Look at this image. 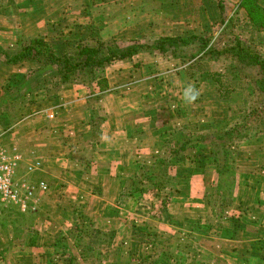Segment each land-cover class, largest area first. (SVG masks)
I'll return each instance as SVG.
<instances>
[{"label":"crops","instance_id":"obj_1","mask_svg":"<svg viewBox=\"0 0 264 264\" xmlns=\"http://www.w3.org/2000/svg\"><path fill=\"white\" fill-rule=\"evenodd\" d=\"M230 1L238 13L235 29L240 27L242 39L252 38L261 52L263 32L249 25L245 10L238 8L241 0ZM257 3L264 8V0ZM220 17L215 0H0V47L15 50L17 35L40 37L61 53L80 39L113 37L150 44L170 36L210 38ZM164 57L141 53L100 74L108 88L98 101L104 121L99 123L97 139L91 135L92 110L99 112L94 104L89 105L82 86H65L49 95L38 93L33 102L9 111L0 128V142L8 149L16 148L24 161L27 156L40 161L41 168L35 173L42 179L30 182H44L46 187L37 191L30 212H40L32 223L34 233L26 238L30 243L13 245L0 264H49L57 257L51 246L54 239L71 228L76 211L120 244L108 255L111 261L125 248L124 260L116 259L113 264H130L131 252L141 250L139 257L148 251V244L140 243L148 242L150 232L162 241V253L174 242L191 241L199 252L218 244L212 264H264V135L242 142L236 150L237 185L228 199L232 217L226 221L208 222L212 208L204 195L214 180V164L204 145L190 148L196 156L191 175L185 172L186 186L170 192L161 220L153 218L135 198L124 207L118 205L124 180L138 166L150 165L176 129L192 133L212 129L214 122L226 118L229 107H241L250 98L242 84L222 100L213 81H201L198 71L186 69L191 62L181 64ZM37 68L33 61L11 66L0 59L5 97L27 81L30 73L36 80L46 79L47 74H32ZM189 83L201 93L190 105L180 99L182 86ZM222 83L225 89L232 82L225 78ZM26 146L32 150H24ZM199 149L207 158L199 156ZM24 166L25 162L18 165L17 177ZM203 229L207 231L202 233ZM209 229L215 233L209 234Z\"/></svg>","mask_w":264,"mask_h":264},{"label":"trees","instance_id":"obj_2","mask_svg":"<svg viewBox=\"0 0 264 264\" xmlns=\"http://www.w3.org/2000/svg\"><path fill=\"white\" fill-rule=\"evenodd\" d=\"M215 1L222 16L220 24L226 27L230 21L225 22L223 18V2L222 0ZM257 2L258 0H241L238 8L245 10L249 25L264 34V8L259 6ZM210 42V38L194 35L189 37H162L150 44L135 40L124 44L113 37L103 40L80 39L70 50L59 55L40 37L17 35V48L9 51L0 47V59L11 66L33 61L37 63L38 68L32 74L51 73L53 75L54 78L43 80H36L35 76L33 77V85L30 84L26 87L28 90L26 94H30L31 99L41 92L49 95L55 94L65 86H82L87 91L90 106L93 105L92 103L98 102L101 95L108 88L107 81L101 78L100 74L114 63L132 60L141 53L150 54L152 57L167 55L172 60L180 61L181 64L191 62L186 69L198 71L201 81H213L221 91L220 98L222 100H226L233 92V90H227L228 87L223 89L222 79L226 78L229 82L247 80L246 82L252 90L253 101L244 112H239L240 123H235L229 127L228 125L224 127L215 126L212 129L197 133L178 128L163 142L158 156L153 159L150 165L142 164L138 166L124 180L118 205L124 207V204L130 198H135V201L146 209L153 218L161 220L170 203L169 191L171 185L168 181L172 178L171 173L189 147L204 145L210 149L214 164V181L205 191L204 198L212 208L213 213H215L222 208L223 202L234 195L237 185L235 153L238 146L249 138L264 134V105L261 106L262 108L251 107L252 103L255 100L257 103L260 95L264 94V79L249 80L248 77L236 70V63L238 65L244 63L247 64L246 66L259 67L264 76V55L246 45L242 46L241 41L238 39H235L234 46H230L231 41H228L229 46L221 51L213 48ZM197 45L200 52L198 55H194L192 47ZM225 54L230 55L232 60L222 72L202 69L201 63L217 61L220 56ZM17 92V89L12 90L13 95ZM248 114L256 116L257 120L254 124L256 131L254 132L252 128L244 123ZM92 117L94 122H92L91 135L92 139H97L101 133V124L99 125V123L103 122L104 118L98 119L97 113L93 110ZM262 124L263 128L261 129ZM149 199H153L155 202H149ZM215 199L219 200L220 203H212ZM1 213L3 217H6L7 214L15 215V218H20L24 224L25 221H29L27 227H24V224L21 227H13L10 225L11 223H0L1 229L4 226H7V228L11 226L13 232H15L8 239V245L0 246V261L4 262L12 241L25 237V232H30L28 233L29 236L34 231L31 223L33 219L25 217L14 207L7 206L5 210L0 211ZM216 214L219 218L221 211ZM75 218L67 233L56 237L51 245L62 264H75L78 258L86 263L87 251H90L89 256H92L93 253L91 252H94L92 241L97 243L104 241L102 233L94 227L93 223L81 211H76ZM12 221L15 222V219H12ZM94 234L95 236L99 235L101 239H95ZM191 254L190 256L197 255L193 252ZM184 256L167 250L162 253V261L160 262L162 264H172L171 262L174 261V264H183L185 261Z\"/></svg>","mask_w":264,"mask_h":264},{"label":"rangeland","instance_id":"obj_3","mask_svg":"<svg viewBox=\"0 0 264 264\" xmlns=\"http://www.w3.org/2000/svg\"><path fill=\"white\" fill-rule=\"evenodd\" d=\"M216 2V1H215ZM223 2V6H224V16L223 18H225L224 20H226V22L230 21V25L227 24L226 27H224L223 24H220V20L222 19V16L219 18V20L213 25V30H212V34L209 35L210 37V45L213 48L219 49L220 51L222 49H224L225 47L229 46V42L230 46H234V41L235 39H238L239 41H241L242 46L246 45L248 46L250 49L252 50H256L254 47V43L252 41V38H250L249 40H246V38L242 39V33H240V27L235 29L237 23H239L238 17L236 16L238 13L235 12V8H234V4L230 1V0H222ZM229 15H232L231 18H229L227 20L228 17H230ZM215 26V27H214ZM242 26V25H240ZM239 36V37H238ZM121 43H127V41H120ZM228 42V43H227ZM257 43V41L255 42ZM193 51L192 53L194 55H198L200 52V48L199 46H193ZM261 52L264 53V49L261 50V48L259 49ZM65 52V49L63 50ZM257 52H259L258 50H256ZM259 52V53H261ZM56 54H62L60 51L55 50ZM263 55V54H262ZM166 57H168L167 55H164ZM164 56H158V58H162ZM215 57V56H214ZM165 58V57H164ZM232 60V58L230 57V55H223L220 56L218 58L217 61L214 62H208V63H201L200 65L203 66L202 69H205L207 71H219L222 72L223 70H225V68L228 66V63ZM115 64V63H114ZM240 64V63H239ZM247 64L241 63L240 65H238L236 63V70L239 71V73L244 74V76L248 77L249 80H261L264 79L263 73L261 72L259 67H250V66H246ZM54 78L53 75L47 74L46 79H51ZM33 76L31 75V73L28 75V77L26 78L27 81L23 82L22 84H19L16 89L18 90H24V91H28L27 90V86H29L30 84L33 85ZM247 81V80H246ZM245 80L243 81H234L231 83L230 88L228 87V90H233V88L236 87H240V85L242 86V84H245V86L247 87V89H249L250 91V98L249 101L241 106V107H229L227 110V114H226V118L223 119V121L220 122H214V125H212L213 127L215 126H222L224 127L225 125L229 126H233L235 123H240L239 118H238V114L240 111H245L248 106L251 104V101H253V95H252V90L250 85L248 84V82H246ZM7 85H9L7 83ZM6 88H4L3 85H0V97L2 96L3 98H0V128L2 127L4 121L7 118V115H9V111L11 112V110L16 109L20 106H24L27 105L31 102H33V98L31 99V95L30 94H22L23 92H20V94L17 92V94H14L13 96L11 94H8V97H5L7 94L5 93ZM94 104V107L96 109H98V112L100 111V102H95L92 103ZM262 105H264V94L260 95V98L258 99L257 103L256 100L254 101V103H252L251 107H261ZM10 106H12V108H10ZM94 108V109H95ZM262 108V107H261ZM96 111V110H95ZM250 111V108H249ZM242 112V114H243ZM102 117V112L97 113V118L100 119ZM256 116L252 115V114H248L246 120L244 121L245 125H248L249 128H252L253 132L256 131V128H254V124L256 123ZM242 123V122H241ZM236 127V126H235ZM263 128V124L261 125V129ZM187 131V130H186ZM264 135V134H263ZM253 138V137H252ZM251 139V138H249ZM248 139V140H249ZM246 142V141H244ZM195 146V145H194ZM26 148V149H25ZM191 147H189L184 155L182 156V158L180 159V163L176 164L175 168L177 169L176 174L174 171H172V178L168 181L169 184L171 185L170 187V192H174V190H177L181 187L186 186L185 181L187 180L186 178V174L187 175H191V173H189V170L192 167V163L195 162V153L194 150H190ZM24 150H29L31 151L32 149L28 148L27 146L24 147ZM199 156L204 158H207V156L204 154L202 149H199ZM211 155V152H210ZM212 158V156H210ZM185 160V161H184ZM26 166H24L25 168ZM174 170V169H173ZM183 170V171H182ZM25 169L18 170V177H22L25 175ZM179 172V173H178ZM35 173V172H34ZM28 180H30L31 182H36L38 180L42 179V176L40 173H35L34 175H29L27 177ZM214 181V180H213ZM212 181V183H213ZM211 183V184H212ZM205 196V195H204ZM155 200L153 199H149V202H152ZM218 202L220 203L219 200L215 199L212 203H216L218 204ZM230 200H226L225 202H223L222 208L219 209V212L216 211L215 213H213V211L211 210V215L209 216V223L211 224L212 221H226L228 220L230 217H232V211L231 210V205H230ZM6 206H0V211L2 212L3 210H5ZM220 207V205H219ZM221 214L218 217V215L216 213H220ZM6 212V211H4ZM25 215V217H29L32 218L33 220L36 219L38 216H40V212L38 213H26L23 214ZM223 216L221 219L220 217ZM2 219V220H1ZM15 219V222L11 220ZM3 222L7 223H11L10 225L13 227H21L22 224H24L23 221L20 220V218H15V215L12 214H7L6 217H3L2 213L0 214V223L2 224ZM29 221H25L24 227L28 224ZM34 221H31V223H33ZM192 223V222H191ZM208 223V225H210ZM11 226H9L7 228V226L0 227V246L3 245L6 241V245H8V239H10L13 234L15 232H13V229L11 228ZM27 227V226H26ZM22 230V228H21ZM207 231V229H203L202 233H205ZM26 234H24L25 237L18 238L15 241H12V243L9 245V248H11L13 245H17V244H24L25 246L27 244H29L30 242H28L26 240V238L28 239V233L30 232H25ZM209 234H214L215 232H212V229H209L208 231ZM150 237L147 238L148 242L145 240H142L140 244H148L147 246L149 247L148 251L143 252L142 254H139L138 257V252L141 251L138 249V252L136 250H134L135 252H131V259L133 262H136L134 264H162V241H159L158 238L155 237V235L153 237H151V232L149 233ZM103 235V239L104 241L100 242H94L92 241V245L94 246V252L92 256L90 255V251H87L86 255H87V261L86 263H84L83 261H81L79 258L77 259L75 264H109V262L111 264H113L116 259L120 260H124L125 256L124 254H126V250L124 249H120L118 252V258H113V261H111L110 258H108V255H110L116 248L118 244L116 241H114L113 236H111L110 234L106 235L104 233H102ZM110 235V236H109ZM16 236V235H15ZM95 236V234H94ZM95 239H101L99 235L95 236ZM26 240V241H25ZM70 241V240H69ZM150 242V243H149ZM153 243V245L151 246L150 244ZM174 242L171 249H169V251H172L173 253H178V254H183L185 261L183 262V264H212L211 262L214 261L215 258V250L218 248V244H213V249L209 250L206 248V251L204 252H199L198 250H196V248H194L193 243L191 241H186V242ZM100 244V245H99ZM176 245V249H174ZM196 247V246H195ZM142 249V248H141ZM164 252V251H163ZM195 253L197 255L195 256H190L191 253ZM130 253V252H128ZM7 254V253H6ZM189 254V255H188ZM135 255V257H133ZM192 255V254H191ZM146 257V259H144ZM149 258V259H148ZM131 259L129 260V263L131 261ZM130 263V264H133ZM156 262V263H155ZM62 262H60V259L58 257H53L50 260V264H60ZM172 264H174V261L171 262ZM214 263V262H213ZM119 264H122L121 262H119ZM178 264V263H177Z\"/></svg>","mask_w":264,"mask_h":264},{"label":"built area","instance_id":"obj_4","mask_svg":"<svg viewBox=\"0 0 264 264\" xmlns=\"http://www.w3.org/2000/svg\"><path fill=\"white\" fill-rule=\"evenodd\" d=\"M25 162V175L17 177L18 165ZM41 168V162L27 156L24 161L16 148L8 149L0 142V206L14 207L22 214L34 211L37 191L45 190V183H31L27 177Z\"/></svg>","mask_w":264,"mask_h":264},{"label":"clouds","instance_id":"obj_5","mask_svg":"<svg viewBox=\"0 0 264 264\" xmlns=\"http://www.w3.org/2000/svg\"><path fill=\"white\" fill-rule=\"evenodd\" d=\"M200 90L193 84H185L181 88L180 99L184 104H193L200 97Z\"/></svg>","mask_w":264,"mask_h":264}]
</instances>
